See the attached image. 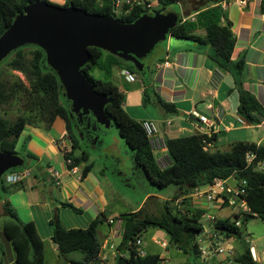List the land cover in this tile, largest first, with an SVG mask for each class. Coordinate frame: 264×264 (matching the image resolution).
<instances>
[{"label": "crops", "instance_id": "1", "mask_svg": "<svg viewBox=\"0 0 264 264\" xmlns=\"http://www.w3.org/2000/svg\"><path fill=\"white\" fill-rule=\"evenodd\" d=\"M56 1L61 5L65 3V0ZM201 2L202 7L219 5L224 10L223 23L225 20L231 23V31L235 39L231 60L236 63L244 58L245 69L240 78L242 86L264 109V0H202ZM187 10L189 8L186 10L184 8L186 16H188ZM189 15L195 18L196 12H191ZM194 34L200 38L206 37L203 28H198ZM212 53L210 45L176 38L170 34L158 56L142 60V69L132 61L117 56L120 63L126 65L119 69L115 68L111 72L110 81L126 97L124 110L138 122L155 121L159 134L164 140L195 134L214 136V141L206 147L211 152L229 151L232 145L240 142L264 145V118L261 119L260 124L251 125L238 115L239 93L235 76L230 72H223L219 87L211 88V74L218 69L211 59ZM166 62H169V66H165ZM132 66L135 69L133 71L130 70ZM124 69L132 72L137 77V81L126 82L121 75ZM139 92L144 95L150 93V97L146 95V99L154 109L153 117L142 113L138 103L134 101ZM161 103L173 106L175 112L163 107ZM195 112L205 116L207 122H202L197 115H194ZM70 118L80 143V149L74 151V157H80L83 151L89 156L87 163L81 162L78 165L79 175L71 174L66 166L65 156L70 154L73 148L66 133L65 122L60 117L54 120L50 128L43 123L27 124L17 141L15 150L25 159V166L8 175L27 173L15 184L6 181L8 175L4 179L8 191L0 195V242L3 247V253L0 252V264H13L16 258L14 246L3 231L4 224L9 219L5 213V203L10 205L21 222L34 223L39 237L45 243V264L46 262L71 264L69 260L78 261V258L72 254L66 259L61 258L56 244L51 240L53 235L51 221L55 217L66 229H86L91 221L103 216L104 222L99 225L97 231L102 244L99 264H113L118 255L117 246L121 242L119 233L121 221L118 220L113 224L110 221L137 212L151 198L159 199L157 203L160 204L171 201L172 205L178 206L183 211L201 210L204 211L205 216L211 214L217 220L232 218L237 213V210L226 203L207 202L205 198L194 197L192 194L187 196L189 203L183 204L179 201L184 197L173 200L158 195L156 198L149 191L143 193L140 200L134 203V199H137L134 195L137 192L133 194L124 192L118 181L122 187L131 191L138 190L144 183L148 184L150 189L156 188L150 185L143 170L135 166L131 151L129 150V154L134 165V175L127 178V173L120 168L122 159L109 154L111 146L103 138L102 128L95 120L93 123L87 120V117L81 119L72 113ZM238 118H242L247 123L246 126L240 124ZM153 152L160 168L169 165L167 150ZM28 153L35 157H27ZM97 160L103 163L96 168ZM109 161L111 165H107ZM89 164L92 168L83 177V169ZM263 164L259 163L260 169ZM110 170L119 180L111 177ZM229 182L234 184L236 180L230 178ZM68 205L79 209L80 212H75ZM226 209L229 213L221 216L220 214ZM210 211L213 213H209ZM60 215L64 216V219L62 217L64 221H61ZM159 237L160 232H153L150 242L145 243L143 237L142 250L146 254L160 255L161 264H167L162 254L151 253L148 249L151 245L164 248L161 244L166 245L164 249L168 248L167 243L160 241ZM220 238L226 253L219 255L209 251L205 255L200 254L199 256L206 257L203 264H232V259L240 256L237 253L241 243L238 242L239 239H227L224 236ZM249 248L256 255L255 263L262 264L264 258L258 256L254 247Z\"/></svg>", "mask_w": 264, "mask_h": 264}, {"label": "trees", "instance_id": "2", "mask_svg": "<svg viewBox=\"0 0 264 264\" xmlns=\"http://www.w3.org/2000/svg\"><path fill=\"white\" fill-rule=\"evenodd\" d=\"M37 1L52 3L50 0H0V36L13 23L15 17L24 12V8L29 3ZM201 1L198 2L200 5L198 3L194 5L189 0L161 1L165 7L185 2L189 8L186 11L188 16L191 12H196L194 20L179 23L170 31V34L176 38L210 45L213 51L211 59L217 68L235 76L239 93L238 115L251 125L260 124L261 119L264 118V109L256 98L243 88L240 79L245 69L244 58L236 63L231 60L235 47L231 23L228 20L223 23L225 13L219 5H210L205 8L202 7ZM70 5L82 9L88 14L113 16L121 23H132L145 14L143 10L135 9L130 14L119 18L114 11V0H65L62 6ZM198 28L205 30V38L194 34ZM26 47L33 49L32 58L29 60L25 59L22 54V50ZM14 52L17 56L12 60L10 66L13 70L24 74L29 82L27 102L30 103V106L26 115L18 117L13 124L0 117V151L18 154L15 150L16 144L27 124L43 123L47 128H50L54 120L60 117L65 122L66 133L73 148L65 158H73L77 165L81 162L87 163L89 156L85 151L80 157H74V151L80 149V143L70 118L71 111L62 104L61 97L64 94V89L55 72L48 68L44 51L38 46L28 45ZM89 52L91 53V62L85 65L81 72L94 85L96 91L109 97L110 101L105 106V114L115 124L120 138L132 153L135 166L143 170L150 185L158 191L165 190L170 186L177 187L178 191L172 199L178 200L181 197L189 199L188 195L212 184L216 179L235 178L237 181H246L245 200L251 213L242 220L239 227L235 226L234 217L218 219L212 226L219 236L244 241L246 224L251 217H257L264 222V171L259 169V163H264V145L240 142L232 145L229 151L211 152L206 147L214 141V136L195 134L167 138L165 144L170 163L167 167L160 168L142 123L133 119L124 110V94L110 81L111 71L109 69L113 66V62L117 65L119 59L95 47L89 48ZM101 60L107 62L110 67H107V63L102 67L107 71L109 79L98 80L90 74ZM130 70L135 69L132 66ZM6 97L4 93L0 92L2 100H5ZM66 102L70 103L67 100ZM161 104L175 112L173 106ZM249 152L256 156L250 165L246 163V155ZM27 157L35 156L28 153ZM91 168V164L84 167L83 177L88 174ZM18 169L21 168L15 170ZM15 170L4 176L1 193L8 191L4 179ZM149 202L150 199L135 213L114 219V222L121 221L119 232L121 242L117 246L118 255L113 264H161L162 259L158 254L140 256L138 253L137 241H142L150 229H158L166 233L170 242L183 253H193L195 256H199L198 238L202 232L201 221L204 211H183L178 206L172 205L171 201H166L162 203V212L159 215H154L149 211ZM181 203L188 204V202ZM68 206L75 212H80L79 209L71 205ZM4 208L9 219L5 222L3 231L14 246L16 258L13 264H45V243L39 237L34 223L21 222L8 203L4 204ZM103 222L104 218L100 216L91 221L86 229H66L55 217L51 221L53 227L51 240L56 244L61 258L66 259L70 254L79 253L82 259L69 260L71 264H99L102 244L97 231ZM0 252L3 253L1 242ZM235 262L237 264H256L249 247H245V251L235 258Z\"/></svg>", "mask_w": 264, "mask_h": 264}, {"label": "water", "instance_id": "3", "mask_svg": "<svg viewBox=\"0 0 264 264\" xmlns=\"http://www.w3.org/2000/svg\"><path fill=\"white\" fill-rule=\"evenodd\" d=\"M179 23L175 12L145 14L132 23H121L113 16L37 1L29 3L0 36V64L22 47L38 46L45 53L48 68L59 78L71 113L78 118L93 115L99 126L109 129L113 124L105 114L109 97L96 91L81 72L91 62L89 48L117 54L142 69V60L161 51L158 45ZM24 166L20 155L0 151V190L4 176Z\"/></svg>", "mask_w": 264, "mask_h": 264}, {"label": "rangeland", "instance_id": "4", "mask_svg": "<svg viewBox=\"0 0 264 264\" xmlns=\"http://www.w3.org/2000/svg\"><path fill=\"white\" fill-rule=\"evenodd\" d=\"M192 1V3L197 4L199 2V0H189ZM53 4L56 5H61L59 4V1H54L52 2ZM200 5V3H198ZM182 5L184 6L185 10L187 9V6L185 4V2H182ZM193 7V6H192ZM155 12H160V13H169V12H175L176 14H181V9L179 7V4H172L169 5L167 7L165 6H157L156 9L154 11H152L150 13V15H154ZM116 16L117 17H121L123 16L122 10H118L116 11ZM164 42H161L158 47L161 48L163 46ZM160 49L157 50V53L155 54V56H158L160 54ZM106 52V51H105ZM32 53H33V49L26 47L22 50V54L25 57V59L29 60L32 58ZM112 56H119L117 54H112L109 53ZM16 52L12 53L11 55H9L6 59H4L2 61V63L0 64V92L4 93L7 97L5 100H2L0 98V117L5 119L6 121H8L10 124H13L18 117L21 116H25L27 110L29 109L30 103L27 102V96H28V92H27V88H29V82L26 79V77L24 76V74H22L19 71L13 70L12 67L10 66L12 60H14L16 58ZM154 56V57H155ZM118 58V57H117ZM123 58V57H122ZM115 60V59H114ZM144 60V59H143ZM120 62V61H119ZM117 65H115L116 63L113 62V66L110 68L108 63L105 61H100L99 64L91 71V76L94 77L95 79L98 80H106L109 79L108 78V74L107 71L102 68L103 66H105V63H107V67L110 68L109 70L112 72L115 70V68H120V67H124L126 64L121 62ZM111 66V65H110ZM148 97H150V93L147 92L146 94ZM146 95L142 94V93H138L136 94L137 99L134 100L135 102H137L138 104V108L140 109V111L144 114H147L148 117H153L154 115V109L151 106L152 104L150 102H148V99H146ZM125 97V95H124ZM126 99V97H125ZM124 99V101H125ZM66 98L64 97V94L61 97V101L62 104L66 106V108H68L69 111H71V104L66 102ZM68 101V100H67ZM130 106V103H129ZM129 111L130 108H128ZM132 113V112H131ZM89 121H92L94 123V116L93 115H89L87 117ZM102 128V136L103 138L106 140V142L108 143V145H110V149L111 152L109 151L110 155H115L117 157H120L122 159V166L120 167L122 169L123 172L127 173V178H131L134 175V165L132 163L130 154H129V149L128 147L125 145L124 141L120 138L119 134H118V130L115 126V124L113 123L111 125V127L109 129H105L104 127L100 126ZM160 135V134H159ZM161 136V135H160ZM21 155V153H20ZM101 163H103L101 160H97L96 161V168L101 166ZM169 163V161L167 162ZM107 165H111V162L109 161L107 163ZM163 166H165V164H163ZM112 169V167H111ZM260 169V168H259ZM264 169V164L263 167H261L260 170ZM110 175L114 180H119L117 177H115L114 175H112V170H110ZM137 183V181H135ZM143 182V181H141ZM119 185L121 186V188L124 190V192H128L129 194H133L134 192H137L134 196H136L137 199H134V203L138 200H140V196H142L143 193H147V192H151L152 195L154 197H158V195H160V197H165V198H173L174 194L178 191L177 187L175 186H170L165 190L162 191H158L154 188L150 189V187H148V184L146 185V183L143 184L142 187H139L138 190L136 191H131L128 190L124 187H122V184H120V182L118 181ZM146 192H145V191ZM2 193L0 192V195ZM139 194V195H138ZM3 195V194H2ZM1 195V196H2ZM182 198V197H181ZM157 201H159V199H150L149 202V211L150 213L154 214V215H159L162 212V204L157 203ZM188 202L189 203V199H181L179 202ZM157 203V204H155ZM133 204V203H131ZM209 213H213V212H209ZM229 213V210H224L220 215L224 216L226 214ZM61 221L62 217L64 219V216H59ZM205 215H203L202 220L205 223ZM62 223V222H61ZM51 229H53V227L51 226ZM153 232H160V237L159 240L160 241H164L167 243L168 248L164 249L161 246H157V245H151L150 251L151 253L154 252H159L160 254H162L166 260H167V264H184V262L186 264H203V260H206L205 256H195L193 253H189V254H185L183 252H181L180 250H178L175 245H173L170 242V239L168 237V235L166 233H164L163 231H160L158 229H150L147 231V233L144 235V243L145 242H150V239L152 237ZM246 233H248L247 238H246V244L244 241L242 240H238V242L240 241V245H239V249H238V255H241L244 251H245V247H254L256 252L258 253V256L260 258H264V222L261 221L259 218L257 217H251L247 224H246ZM235 239V238H234ZM237 240V239H236ZM73 256L77 257L78 260H81L82 256L79 253H73ZM232 264H237L235 262V257L232 259ZM256 262V261H255ZM262 264H264V261L261 262ZM46 264H57L54 262H49Z\"/></svg>", "mask_w": 264, "mask_h": 264}, {"label": "built area", "instance_id": "5", "mask_svg": "<svg viewBox=\"0 0 264 264\" xmlns=\"http://www.w3.org/2000/svg\"><path fill=\"white\" fill-rule=\"evenodd\" d=\"M162 0H114V11L122 10L123 15L130 14L131 11L135 9H140L145 12V14L150 15L152 11L156 9L157 6H162ZM179 7L181 9V14H177L181 22L186 20H194V17L186 16L184 12L183 5L181 3ZM144 14V15H145ZM165 66H169V62L165 63ZM121 75L123 79L128 83H134L137 81V77L130 71L124 69L121 71ZM223 79V71L221 69H215L210 77V86L212 89H217ZM194 115L202 122H207V118L205 116H200L196 112ZM238 122L244 126H246V122L242 118H238ZM142 126L145 130L146 136L149 140L150 146L153 151H165L166 144L164 138L159 135L158 126L155 121L146 120L142 122ZM255 154L249 152L246 155V163L248 165L252 164L255 160ZM170 160V159H169ZM66 166L68 167V171L73 175H79L80 170L78 165L76 164L73 158L66 159ZM27 172H19L13 175H8L6 177V181L11 184H15L19 182L22 177L26 175ZM230 179H216L212 184L197 189L192 193L194 197H203L207 202H216L220 201L222 204L226 203L229 207L237 210V213L234 217L235 226L239 227L242 224V220L251 213L247 201L245 200L246 196V181H237L233 183L229 182ZM205 223L203 220L202 224V232L200 237L198 238L199 244V252L201 255L207 254L209 251H213L215 254H223L226 253V249L223 247L222 240L218 233H216L212 226L216 223L217 219L215 216L211 214H207L205 216ZM111 224L114 223L113 220L110 221ZM117 232V231H116ZM143 242L141 240L137 241L138 253L140 256H145L146 253L142 250ZM201 244V245H200ZM202 244L204 246H202ZM164 248L165 244H161ZM206 246V248H205ZM253 250V249H252ZM251 251V249H250ZM252 258L254 261H257L256 255L251 252Z\"/></svg>", "mask_w": 264, "mask_h": 264}, {"label": "flooded vegetation", "instance_id": "6", "mask_svg": "<svg viewBox=\"0 0 264 264\" xmlns=\"http://www.w3.org/2000/svg\"><path fill=\"white\" fill-rule=\"evenodd\" d=\"M81 119H85V117L81 118Z\"/></svg>", "mask_w": 264, "mask_h": 264}]
</instances>
